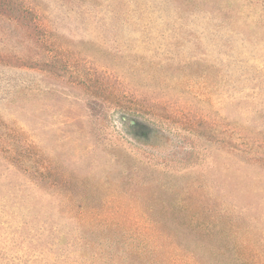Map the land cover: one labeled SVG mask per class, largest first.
Masks as SVG:
<instances>
[{"label": "rangeland", "instance_id": "1", "mask_svg": "<svg viewBox=\"0 0 264 264\" xmlns=\"http://www.w3.org/2000/svg\"><path fill=\"white\" fill-rule=\"evenodd\" d=\"M83 220L264 264V0H0V264Z\"/></svg>", "mask_w": 264, "mask_h": 264}, {"label": "trees", "instance_id": "2", "mask_svg": "<svg viewBox=\"0 0 264 264\" xmlns=\"http://www.w3.org/2000/svg\"><path fill=\"white\" fill-rule=\"evenodd\" d=\"M128 123L127 131L136 136L144 133V130L148 132L147 129L151 128L136 119L129 120ZM83 223L79 226L78 233L75 234V242L72 244V249L70 248L69 262H65V264H183L176 261L174 256L165 259V252L157 246L134 242L140 240L139 233L126 235L121 230L110 228L112 224H109L107 220L88 222L83 220ZM163 234L174 243L175 246L172 247L174 255L190 257L197 264H218L215 261L218 254L216 249L208 250L201 245L190 247L185 244V241L197 239L195 232L174 230L171 234L163 231ZM62 236H66V234ZM68 238L70 240L72 236L69 235ZM117 239H126L127 242ZM66 240V237L60 238L62 244ZM207 260H210V263L206 262Z\"/></svg>", "mask_w": 264, "mask_h": 264}, {"label": "flooded vegetation", "instance_id": "3", "mask_svg": "<svg viewBox=\"0 0 264 264\" xmlns=\"http://www.w3.org/2000/svg\"><path fill=\"white\" fill-rule=\"evenodd\" d=\"M129 120L131 121V120H133L132 118H129V117H126V116H123L122 118H120V123H121V125H122V127L127 131V129H128V126H129ZM148 130V132H155L152 128H148L147 129ZM136 137H138V138H143V136L142 135H139V136H136Z\"/></svg>", "mask_w": 264, "mask_h": 264}]
</instances>
